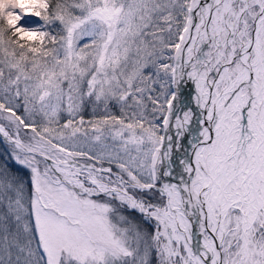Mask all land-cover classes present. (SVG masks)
<instances>
[{"label":"rangeland","instance_id":"374dc122","mask_svg":"<svg viewBox=\"0 0 264 264\" xmlns=\"http://www.w3.org/2000/svg\"><path fill=\"white\" fill-rule=\"evenodd\" d=\"M49 2L0 0V123L44 155L111 165L129 182L154 184L173 91L172 50L192 0ZM7 32L24 43L12 44ZM5 145L23 178L0 174V264H22V224L39 234L47 264H164L153 220L127 202L78 195L40 156ZM99 178L122 188L114 177ZM125 187L145 205L165 207L159 192ZM228 212L224 263L261 264L262 220L251 233L249 262L241 212Z\"/></svg>","mask_w":264,"mask_h":264},{"label":"bare ground","instance_id":"6f19581e","mask_svg":"<svg viewBox=\"0 0 264 264\" xmlns=\"http://www.w3.org/2000/svg\"><path fill=\"white\" fill-rule=\"evenodd\" d=\"M264 25L258 27L257 32L255 33L254 38L249 41V43L244 47L243 49V60L245 62H247V67L250 66L252 68V73H253V82L255 83L256 86V90L253 92V96H256V100H254L255 103H259V106L257 108V112L253 113L250 116H246L244 115V111L243 110V104L241 101V99H243V97L241 95L235 97H231L226 99L227 104L232 105L230 108L228 107L226 110H220L217 113L214 112H209L210 114H208L210 116V118H213V116L217 117V118H221V119H217L219 122V126L217 128H214V134H215V138L216 140L219 142H215L218 143L220 145V139L224 138V135L227 134L229 138H227V141L230 142V145L232 146L231 148L234 150L232 152L233 156H237L238 153V149H242L245 153L248 152V154L252 157L254 156L251 164L249 163V165L257 167L258 170L256 172V178H255V183H252L253 179H236L235 181V188H236V192H231V199H236V198H244V199H249V206L244 207L243 209V213H244V217L241 218V225L243 226V231H244V235H243V239H244V249H247L248 243H250L249 241H255L253 239V237H251V233L253 231V229H256V223L261 221L264 223V78L263 82H260L258 79L259 75H263L264 73V50H263V42L264 39L262 37V32H264ZM243 68L240 67L239 69V75L236 77V80H230V84L227 87L228 90L224 91L225 93L229 92V91H234L235 93H242L243 92V85L245 83H247L248 81V76H249V69L248 68ZM227 70V69H226ZM222 71L219 73L218 76V81L216 82V84L220 83L219 80L224 79L226 76L229 75V71ZM264 77V76H263ZM239 85V86H238ZM216 87V85H215ZM223 99H215V98H211V102L210 105H213L214 107L218 104L219 102H222ZM216 101V102H215ZM240 103V110H236V111H240L242 116L241 119L243 120V123L246 122L247 126L244 128L246 129L244 132L245 134H242L241 132H236V129L233 125L234 120H237V118L234 116L233 114V109L236 107V104L239 106ZM253 103V101H252ZM231 120V123L230 121ZM199 121V119H198ZM252 124V125H250ZM186 126H184L185 128ZM0 131L5 135V137L8 138H17V136L15 135L16 133L13 132V130L8 129L7 127H5L4 125L0 124ZM208 131V129L203 128L202 126L199 127V132L201 134V138H205L206 136L202 135L205 134V132ZM232 133V134H231ZM244 135L247 136V139H244ZM206 140V139H205ZM204 141V140H203ZM27 148H29L32 152L35 151L34 148L27 146ZM201 154L203 155L206 150L205 148H201L200 151ZM242 153V151L240 152ZM240 156V155H239ZM206 162V159L202 156L200 159H198L197 161H195V165L198 169L203 168L204 163ZM262 162V163H261ZM234 164L230 163L229 164V169L232 168ZM245 168L247 167V165L244 166ZM57 171L60 172V174L67 180H70L71 183L77 187V188H83V189H88L85 185V183L83 184V180H80L77 176H74V172L76 173V175H80L79 172H82L81 174L84 175V177H86L88 179V181H90L92 184H97L98 186H101L103 192H108L109 194L112 195H117L120 194V188L115 187V186H111L108 182L106 181H102L100 180V178H98L97 175H99L98 173H96L94 171V168L90 167V168H76L74 167L73 169L75 170L74 172H72V175H70V168L67 167H56ZM244 169V168H243ZM238 172V171H237ZM241 172L243 173V170H241ZM101 174H105V173H101ZM200 174V171H196V175ZM78 175V176H79ZM215 179L218 180L219 185H217L215 187V191L219 189L220 183L223 181L222 180V175L216 176L214 177ZM202 179V178H201ZM200 178H197V181H199ZM205 180V179H204ZM250 183H252V185H250ZM200 184V183H199ZM246 185L248 187V185L250 186V189L247 193V191L243 192L242 191V186ZM254 186L256 187L255 190H253ZM202 186H198L197 189H192V194L194 195V197H196V192L198 190L201 189ZM239 190V191H238ZM220 191V190H219ZM225 193V192H224ZM223 193V194H224ZM228 193V192H227ZM227 196V197H229ZM225 198V197H222ZM226 199V198H225ZM132 200V199H131ZM227 201V199H226ZM133 206H135L137 208V210H140L143 212L144 215H146V217H148V219H153L156 220L157 223L163 227V232H160L159 234L162 233V235L165 237V242H166V246L167 248H165V251L167 253L170 254V256L173 257L172 254V250H170L169 245L172 246L173 243L177 242V238L176 240L173 239V236L175 235L174 232H176V226L174 224V222L172 221V215H171V211L168 207H166V209L163 211V214L160 216L156 211H153L152 208H150L149 206L145 205L144 202L141 201H132L131 203ZM223 206V209L220 211L221 215L219 217V221L221 223L220 227H216V232L218 233V238L221 239V241L223 242L224 239V231H225V223H224V219L225 218V214L226 211L228 209L227 207V203ZM245 219V220H244ZM216 221V225H217V217L214 219ZM218 226V225H217ZM173 241V242H171ZM211 246V245H210ZM187 248V254L188 256L184 258V263L185 264H190V262L192 264H198L199 262H201V264H206L207 260H201L198 257L194 256L191 251L189 250V247ZM205 252V258L207 259V252ZM211 253H213V251H211ZM190 254V255H189ZM248 254V253H247ZM248 256V255H246ZM250 256L251 253H250ZM174 264V262H173ZM253 264H257L255 262H253ZM264 264V261L263 263Z\"/></svg>","mask_w":264,"mask_h":264},{"label":"flooded vegetation","instance_id":"af4514ba","mask_svg":"<svg viewBox=\"0 0 264 264\" xmlns=\"http://www.w3.org/2000/svg\"><path fill=\"white\" fill-rule=\"evenodd\" d=\"M262 25L264 0H198L196 22L188 31L180 56L185 93L190 97L198 94L202 80L216 82L217 65L220 63L221 69L230 55V63L238 59L247 65L243 49Z\"/></svg>","mask_w":264,"mask_h":264},{"label":"trees","instance_id":"16d2710c","mask_svg":"<svg viewBox=\"0 0 264 264\" xmlns=\"http://www.w3.org/2000/svg\"><path fill=\"white\" fill-rule=\"evenodd\" d=\"M45 8H49L53 3H45L42 0ZM183 29L180 31L176 42L174 45H177L178 39L182 34ZM5 35V39L7 38L12 44L16 43H24V41L18 36V34L11 35L8 32ZM7 158V159H6ZM0 174L2 176L9 175L13 180H17L18 183L22 181L23 175L21 169L13 162L12 154H10L8 147L0 141ZM32 195V193H31ZM1 206V205H0ZM9 221L12 223V219L9 218ZM12 225L10 226L11 235L16 234L12 231ZM17 237V236H16ZM31 247L35 248L33 251L36 253H32ZM34 261L37 264H47V259L45 252L43 250L41 240L37 231L29 225L22 224V264H33ZM39 262V263H38Z\"/></svg>","mask_w":264,"mask_h":264},{"label":"water","instance_id":"95a60500","mask_svg":"<svg viewBox=\"0 0 264 264\" xmlns=\"http://www.w3.org/2000/svg\"><path fill=\"white\" fill-rule=\"evenodd\" d=\"M194 18V12H192V19ZM0 138L4 141H6L7 143H10V144H14L16 147L24 150V151H30L28 148H26L24 146V144L22 143L21 140H17V139H14V138H8V137H5V135L0 131ZM32 152V151H30Z\"/></svg>","mask_w":264,"mask_h":264}]
</instances>
